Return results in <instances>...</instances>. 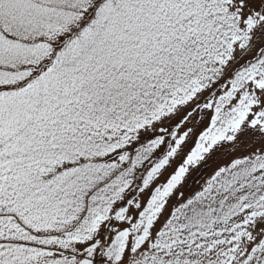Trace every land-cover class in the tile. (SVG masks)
Returning a JSON list of instances; mask_svg holds the SVG:
<instances>
[{
  "label": "snow or ice",
  "instance_id": "1",
  "mask_svg": "<svg viewBox=\"0 0 264 264\" xmlns=\"http://www.w3.org/2000/svg\"><path fill=\"white\" fill-rule=\"evenodd\" d=\"M0 264H264V0H0Z\"/></svg>",
  "mask_w": 264,
  "mask_h": 264
}]
</instances>
